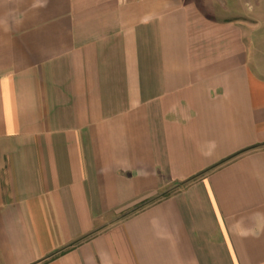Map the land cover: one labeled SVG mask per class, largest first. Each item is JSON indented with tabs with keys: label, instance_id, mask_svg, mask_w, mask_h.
Returning a JSON list of instances; mask_svg holds the SVG:
<instances>
[{
	"label": "crops",
	"instance_id": "obj_1",
	"mask_svg": "<svg viewBox=\"0 0 264 264\" xmlns=\"http://www.w3.org/2000/svg\"><path fill=\"white\" fill-rule=\"evenodd\" d=\"M0 264H264V0H0Z\"/></svg>",
	"mask_w": 264,
	"mask_h": 264
}]
</instances>
